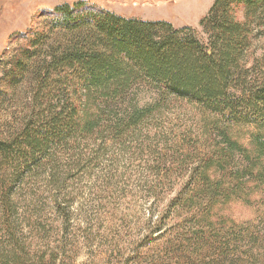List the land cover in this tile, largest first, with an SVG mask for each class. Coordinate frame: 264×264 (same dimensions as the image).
I'll return each instance as SVG.
<instances>
[{
  "label": "trees",
  "instance_id": "1",
  "mask_svg": "<svg viewBox=\"0 0 264 264\" xmlns=\"http://www.w3.org/2000/svg\"><path fill=\"white\" fill-rule=\"evenodd\" d=\"M200 25L204 40L189 27L121 17L78 0L56 6L41 29L29 32L10 78L29 80L26 112L0 138V169H8L0 174V203L9 210L1 230L15 245L12 264H19L21 251L15 197L25 179L44 168L63 190L69 177L98 166L110 148L118 157L133 142L135 153L151 160V189L178 178L173 171L188 173L157 217L165 252L182 257L176 264L185 258L224 264L227 254L236 264L264 260V232L214 215L264 175V62L249 63L252 40L264 36V0H214ZM143 91L152 97L140 103ZM182 105L198 115L194 128L179 116ZM239 125L257 130L252 150L230 134ZM235 154L243 162L234 164ZM54 204L66 232L72 200ZM165 220L175 226L163 232ZM61 253L59 247L55 260ZM206 254L210 260L202 262Z\"/></svg>",
  "mask_w": 264,
  "mask_h": 264
},
{
  "label": "rangeland",
  "instance_id": "2",
  "mask_svg": "<svg viewBox=\"0 0 264 264\" xmlns=\"http://www.w3.org/2000/svg\"><path fill=\"white\" fill-rule=\"evenodd\" d=\"M76 1H0V138L19 127L26 112L25 106L30 97L29 80L17 79V82L12 83L10 78L29 44V32L41 29L47 13L56 6ZM84 1L121 17L163 21L175 28L189 27L204 40L200 20L214 0ZM235 16L242 19L243 15L237 12ZM254 59L264 62L263 35L252 40L249 63ZM151 97V92L143 91L139 96L140 103ZM177 111L168 112L166 116L171 118ZM179 116L188 127L194 128L199 123L198 115L190 106L182 105ZM256 132L253 126L230 128L232 137L248 150L253 148L251 136ZM133 144L127 143L118 151V157L111 153L110 148L109 154L98 166L89 167L73 179L69 177L63 190L51 182V173L44 168L25 179L17 190V207L13 218L16 220V244L21 248L16 257L19 264H60V260L68 264H176L177 258L182 259L178 254L165 252L167 242L165 237H159L161 231L158 230L157 217L168 208L170 199L179 191L188 173L173 171L178 178L172 181L167 179L164 184L161 182L151 189L150 186L154 184L151 160L144 161L135 153ZM235 155L237 161L234 164L243 162L238 154ZM260 164L264 167V158ZM165 165L171 166L170 161ZM161 167L162 173L164 167ZM7 170L3 167L0 174L6 176ZM258 171L259 167L254 170L255 174ZM248 186L249 192L244 191L241 197L217 206L214 215L229 222H249L256 231L264 232V175L249 182ZM58 197L69 203L72 200V221L66 225V232L63 233L58 212L54 208V201ZM6 210L9 212L0 203V264H12V255L15 253L13 240L1 230L6 220ZM171 226H175V222L165 220L161 229L166 232ZM59 247H62L63 253L55 260ZM206 257H203L202 262L210 260L209 255L206 254ZM222 260L224 264H236L237 259L227 254L226 259ZM245 262L246 259L239 260V264ZM256 262L264 264V260L259 257ZM183 264H201V260L190 262L185 258Z\"/></svg>",
  "mask_w": 264,
  "mask_h": 264
},
{
  "label": "crops",
  "instance_id": "3",
  "mask_svg": "<svg viewBox=\"0 0 264 264\" xmlns=\"http://www.w3.org/2000/svg\"><path fill=\"white\" fill-rule=\"evenodd\" d=\"M1 1V0H0ZM1 22V21H0ZM3 24V23H2Z\"/></svg>",
  "mask_w": 264,
  "mask_h": 264
}]
</instances>
